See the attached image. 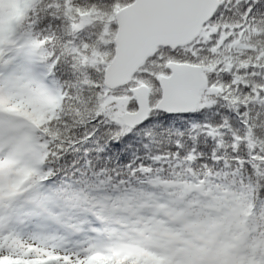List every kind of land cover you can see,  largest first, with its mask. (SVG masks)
I'll return each instance as SVG.
<instances>
[{
    "label": "snow or ice",
    "instance_id": "1",
    "mask_svg": "<svg viewBox=\"0 0 264 264\" xmlns=\"http://www.w3.org/2000/svg\"><path fill=\"white\" fill-rule=\"evenodd\" d=\"M234 2L238 20H224L233 0H216L200 34L182 44L175 38L198 0H16L15 16L0 11V264H96L97 256L104 264H264V112L249 109L264 108V0ZM234 41L249 45L243 67L229 63ZM175 63L212 65L201 89L209 103L186 112L162 106L168 86L161 76L179 80ZM122 67L126 79L114 83L111 74ZM121 97L127 102L118 105ZM216 104L228 114L213 112L218 119L201 125L209 147L173 144L170 155L191 171L171 185L149 176L160 195L132 189L97 203L75 187L81 180L40 191L55 176L51 163L71 146L61 126L87 125L89 137L107 126L119 138L179 126L181 118L207 121ZM118 106L141 118L119 123ZM218 134L229 136L227 150ZM197 162L202 172L191 168ZM79 206L95 226L64 223L66 209ZM33 220L63 224L80 239L36 230L38 223L27 232Z\"/></svg>",
    "mask_w": 264,
    "mask_h": 264
},
{
    "label": "trees",
    "instance_id": "2",
    "mask_svg": "<svg viewBox=\"0 0 264 264\" xmlns=\"http://www.w3.org/2000/svg\"><path fill=\"white\" fill-rule=\"evenodd\" d=\"M93 2V0H90ZM231 11L224 13V20L228 23H233L239 18V9L241 5H237L234 0L233 3L226 5ZM258 19H264V16L258 15ZM264 27V24L260 25ZM94 30V29H90ZM225 34L222 32V37ZM255 42V41H254ZM238 41H234L231 45V53L229 56V63H237L239 57L245 52L249 45L242 44L237 47ZM235 57V59H233ZM201 66L205 72L211 70L212 65ZM245 66L243 61H239L238 67ZM243 79V76L241 77ZM239 96V93L237 94ZM206 95L202 98V104L209 103ZM121 107H117L113 118L119 123V115ZM250 113L254 116L257 111L264 112V108L259 105H250ZM213 112H221L228 114L225 109L221 108L219 104L207 113V121H192L182 123L179 126L170 127L165 130H158L155 128H145L138 133H129L126 136L117 138L115 133L104 126L95 131V135L89 137L88 126H72L67 131L61 126L60 133L64 138H72L71 146L68 147L57 160L51 163V167L55 169V176L50 179L43 188L53 191L62 187L63 184L81 180L82 183L75 185V187L84 190L86 196L97 203L104 201H115L126 190L143 189L147 192H154L160 195L162 188L150 186L146 181L149 176L158 178L163 182L172 184L176 180V176L181 175L182 172L188 173L191 169L188 168L187 162L177 159L170 155L173 151V144L176 140L181 141L189 148H195L202 152L212 144V140L206 135V129L201 125L205 122H215L218 118L213 115ZM233 130L239 128V124L234 117L230 120ZM195 124L196 126H193ZM261 135H264V129H258ZM217 140L223 144L222 151L228 149L229 136L217 135ZM119 145V147H113ZM161 155L162 159L159 162H153L152 157ZM183 165V167L178 166ZM149 166L151 173L132 171L141 167ZM197 173L202 172L199 163L191 165ZM161 169V171H157ZM230 171V170H229ZM246 177V174H245ZM121 181L126 183L121 184ZM140 181H145L141 183ZM41 190V189H40ZM243 201V193L236 198L237 209L241 208ZM82 206L71 207L66 209L68 216L73 224H80L82 221L84 228H90L96 225L95 218L88 213L81 210ZM147 214V213H145ZM124 215L121 209L112 219H119ZM96 264H104V258L97 256Z\"/></svg>",
    "mask_w": 264,
    "mask_h": 264
},
{
    "label": "water",
    "instance_id": "3",
    "mask_svg": "<svg viewBox=\"0 0 264 264\" xmlns=\"http://www.w3.org/2000/svg\"><path fill=\"white\" fill-rule=\"evenodd\" d=\"M215 2L216 0H198L195 11L189 14V23L182 30L180 36L175 38V43L182 44L186 39H191L200 33L199 21L207 18L210 9L215 6ZM145 53L150 54V49L146 47ZM138 62H142V58ZM172 66L174 75L178 74L179 80L171 81V78L161 76V79L168 86L165 103L162 106L174 112H186L195 109L200 100L201 89L204 87L205 74L201 67L195 65L175 63ZM111 79L114 83H122L126 79L124 68L114 71L111 74ZM141 88L143 89L144 86L141 85ZM140 98L143 100V107L146 109L147 93L141 92ZM139 118H141L139 113L125 112L121 115V121L124 125L135 123Z\"/></svg>",
    "mask_w": 264,
    "mask_h": 264
},
{
    "label": "rangeland",
    "instance_id": "4",
    "mask_svg": "<svg viewBox=\"0 0 264 264\" xmlns=\"http://www.w3.org/2000/svg\"><path fill=\"white\" fill-rule=\"evenodd\" d=\"M9 9H11V10L9 11ZM0 11L3 12V16L5 18H10V17L15 16V14H16V0H0ZM127 99H128L127 97L118 98V105L126 103ZM120 109H121L120 113H122L124 111V109L122 107ZM40 191L46 192V193L49 192L45 188H42ZM37 223L40 224L41 227H40V229H36V230H40V231H44V232H50V233H57L58 232V233L63 234V235L69 234L68 230L65 229L63 224L51 223V222H48L46 220H40V221L33 220L28 225L26 231L27 232L33 231L34 229H32V224H37ZM64 223L73 224V222L69 218H67V219L65 218ZM70 235H72L70 240L80 239V236L77 234H70ZM25 238H27V236Z\"/></svg>",
    "mask_w": 264,
    "mask_h": 264
}]
</instances>
